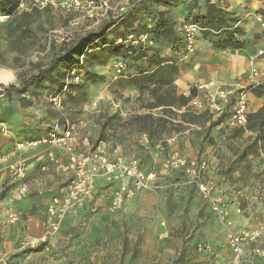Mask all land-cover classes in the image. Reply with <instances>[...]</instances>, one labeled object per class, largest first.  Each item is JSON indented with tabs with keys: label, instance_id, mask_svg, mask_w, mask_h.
I'll return each mask as SVG.
<instances>
[{
	"label": "rangeland",
	"instance_id": "374dc122",
	"mask_svg": "<svg viewBox=\"0 0 264 264\" xmlns=\"http://www.w3.org/2000/svg\"><path fill=\"white\" fill-rule=\"evenodd\" d=\"M26 1L29 2L30 0ZM108 1L115 4L119 0ZM211 1L218 7L224 10L227 9V0ZM19 12L22 13L23 11L19 10ZM159 12L163 13L165 17L175 23V28L182 37L180 31L181 26L183 23L189 22L188 20H192L199 14H204L205 2L204 0H179L173 6L163 7L157 5V0H153L148 3V9L140 7L132 15V18L136 19L133 25L128 26L127 23L120 24L117 28L118 32L114 35L109 34L107 39L114 40L115 44L118 45V39L124 38L127 33L141 31L151 32L150 34L152 37H155L154 29L157 21V14H159ZM40 14L39 24L42 25L44 32L42 34L37 33L36 37L40 39L39 44L33 49L25 51V53H23V51H13L4 39L7 27L12 20H7V23L4 25L0 24V66L14 75V79H11L12 83L8 84V86L15 85L16 87H20L24 79L37 74L39 68L46 67L49 64L52 58V51L36 63H28L27 58L31 53L44 49L47 34L51 29L67 26L71 18L61 11H51L49 9L47 11H41ZM236 19L237 22L233 24L234 32L239 28V22H241L239 21L241 20L240 16H237ZM106 33H108V31ZM236 37L238 39H244V41L246 40L243 32L237 34ZM216 40H218V37H211L201 32L198 36L196 45V50L198 49L197 53L204 44L206 47L214 49L213 42ZM25 42L30 43V40H26ZM153 49L154 52L159 53L161 56L170 60H175L183 71L190 67V59L185 60L183 58V50H179L177 54L173 53L171 45L165 38L156 36ZM113 59L114 58L111 60ZM120 60H123L127 67L131 65V62H128L126 58L116 59L114 65L111 67H99L95 61L94 64L96 65L91 67V71L97 77L94 76V79L89 77L88 81L85 83L83 87V93H85L84 99L82 100L78 95L75 100L67 99L66 101L68 113L75 122L76 130L79 134L77 139L78 145L81 150H89L94 147L93 144L95 143L100 129L99 123L102 121L99 116L102 114L101 109L106 104L108 108L106 112L103 113H109L108 115L117 114L122 117V121H115V125L112 127L116 129V137H128V135H132L131 139L125 140L128 145L127 148L123 145V149L127 150L128 156L149 161V166L152 165V168L159 170L162 163L168 161L171 151L170 147H165L162 144L157 145L155 149H147L142 145L140 138L139 143L141 146H139L134 142L136 141V135H133L136 128L135 122L131 124L130 121L132 115L148 114L151 111L147 108L145 109V107L147 104L154 101L153 97L147 93L145 96H142V100L140 101L138 100L140 96L138 90H125L120 92L116 89L114 81L119 76L116 72L115 64ZM41 92L43 91L37 93L29 89L25 91L24 97L34 100L37 105H42L49 110L50 103L48 102V96L51 92H44L43 94H41ZM258 92L264 93V87L259 89ZM177 93L181 94L179 91H177ZM253 94L256 95L255 92ZM13 98H15V96H13ZM95 102H98L97 106H94ZM93 112L98 113L92 114ZM152 112L155 117H159L163 113L161 109H155ZM178 116L180 115L178 114ZM178 116L173 117L174 122L172 123H174V125H180L181 128L178 129L176 126L170 127L172 131L166 134L164 138L168 139L176 136L177 139L173 146L178 145L179 151H182L184 155L207 161L210 169L209 174L215 183V188L223 197L229 209L233 226L235 216L249 215L250 220H259V227L264 229V184L262 182V177L259 176L264 170V153L261 157H248L247 162L251 165L250 170L244 173L237 172L228 179L224 177L223 171L225 167H227L228 161L233 158L229 150V139L232 136V129L234 127H231L226 122L217 124L218 122L214 120H207L199 124H190L182 122L181 118ZM113 130L114 129H112V131ZM92 132H94V135ZM249 136V134H246L244 139H247ZM87 143H89V145H87ZM156 157L157 166L155 167L154 159ZM162 185L163 188L160 190L145 191V193H150L152 197L149 204L140 206V208L146 211L145 216H125L123 212L125 211L126 205L115 215L122 216L121 227L124 229L126 237V240H123L122 251L114 247L112 249L108 247L107 242L112 240L110 237V226L103 227L102 231L98 234L96 233L94 236L93 234L87 236L86 231L79 234L78 231L71 229L64 234L65 236L62 239L64 243L60 248L50 247V241L36 247H30L29 245L22 246L21 249L17 251L14 250L15 253L12 251L1 263L75 264L78 262L79 264V257L81 255H86L81 251H86L88 253L103 252L109 256L128 257L131 259L129 264H215L219 261L216 255L220 250L225 251L229 260H232L233 253L228 248L226 233L213 213H211L207 203L201 195L195 189L190 190V188H186L183 185L182 177L178 174H175L171 179L164 180ZM129 206L130 208L137 209V206ZM7 219L8 216L5 221ZM143 219L145 221L148 220L149 224L156 228L158 241L169 247H172L174 245H172V242H175L179 247H176V250H174V248H172L173 250L167 248L168 251L165 250V252L158 253L157 258H148L143 253L142 249L146 229L145 224H140ZM246 219L248 218L246 217ZM214 221L217 223L215 228L221 231L219 234L218 231L209 229L210 223ZM162 222L166 223L168 232L167 236L161 239L159 237L162 231ZM250 228L253 229L254 227ZM75 238H83V241H93V245L90 247L91 244H89L85 246V248L80 243L76 245ZM26 239H23L24 242L29 241V239ZM203 243L210 245L211 249L206 250L201 248ZM262 243L261 245L264 248V237ZM247 256L254 258L257 264H264V260L253 257L250 251L247 253ZM143 257L145 260H143L142 263L135 262L136 259H141Z\"/></svg>",
	"mask_w": 264,
	"mask_h": 264
},
{
	"label": "built area",
	"instance_id": "2783aa9c",
	"mask_svg": "<svg viewBox=\"0 0 264 264\" xmlns=\"http://www.w3.org/2000/svg\"><path fill=\"white\" fill-rule=\"evenodd\" d=\"M143 1L119 0L113 4L108 0H30L29 2L21 0L19 10L31 12L49 9L61 11L71 17L67 26L51 29L48 32L44 49L31 53L27 62L36 63L47 56L53 47L69 46L79 37L97 32L111 18L117 22L122 21L137 4ZM254 16L259 27L264 30V9L256 12ZM7 18L0 17V22H5ZM180 31L184 42L183 58L188 60L196 51L198 36L202 29L196 23L186 22L183 23ZM117 44L142 51L154 47L153 39L146 32H129L124 38H119ZM90 48L87 47L78 64L65 71L63 88L49 99L56 118L45 128L44 133L20 141L16 145L20 151L45 148L47 160L51 164L63 167L70 174V182L62 197L53 199L47 208L45 235L25 241L23 246L36 247L46 243L53 234L59 232L62 222L71 210L83 209L93 199L99 179H103L106 185H116L109 205V210L115 213L122 210L125 203L138 194L162 189L164 180L171 179L179 173L183 185L195 189L201 195L225 231L228 248L233 253L232 260L227 264H257L254 258L247 256L249 251L253 257L264 260V248L261 245L264 229L262 227L234 229L229 209L215 188L206 160L187 157L179 150L172 149L168 161L162 168L145 171L138 158L125 157L120 152H111L104 143L89 150H81L77 142L79 134L75 122L66 107V95L73 85L82 82L85 75V57L91 52ZM263 56L264 49H261L256 57ZM115 69L118 76L122 75L125 73L126 63L123 60L116 62ZM2 72L8 71L0 66V73ZM11 83V79H0V91ZM263 87L264 71L253 65L239 83L227 84L224 81L203 80L191 85L182 95L190 99L185 108L188 111L196 115L208 113L215 119L223 118L231 127L245 128L250 114L248 96ZM97 105L98 102H95L94 106ZM176 139V136L166 139L170 149ZM140 141L146 146L149 144V137L143 134ZM27 167L26 160H18L10 168V176L14 184L10 189V199L13 203L23 200L30 190ZM46 169L45 165L42 166V170ZM20 219L21 213L14 211L9 213L7 221L9 225H16ZM162 226H165V223H162ZM162 236L166 237L167 233ZM201 248L211 249L206 243H203Z\"/></svg>",
	"mask_w": 264,
	"mask_h": 264
},
{
	"label": "trees",
	"instance_id": "16d2710c",
	"mask_svg": "<svg viewBox=\"0 0 264 264\" xmlns=\"http://www.w3.org/2000/svg\"><path fill=\"white\" fill-rule=\"evenodd\" d=\"M153 0H144L137 4L132 11L127 14L122 21L117 22L115 19H109L100 30L97 32H91L85 36L79 37L71 45L64 47H53L52 58L46 67L38 69L37 74L29 76L24 79L20 87L11 85L3 87L0 91V99H6L9 103L18 102L23 109L32 107L37 103L34 100L24 97L26 90L32 89L33 91L41 94L44 92H51L49 97L57 93L63 88V78L65 71L78 64L80 57L85 53L87 47H91V52L85 57L84 71L85 75L80 84L73 85L66 97L69 100L79 98L84 99L83 87L88 81V78L94 79L97 77L91 71V67H94L95 61L99 67H105L109 64L112 58L114 59H128L131 65L126 66L125 73L120 75L114 81L116 89L120 92L125 90H138L139 99L142 100V96L145 94L153 97V102L147 104L145 109L151 110L148 114H137L130 117L131 124L135 122L136 141L139 146V138L141 135L146 134L149 137V144L145 146L147 149H155L157 145H164L166 134L172 130L170 127L176 126L181 128L180 125H174L173 117L178 116L182 122L190 124H199L207 120H214L219 123L226 122L223 118L215 119L208 113H202L196 115L186 108L189 98L184 97L182 94L177 93L175 82L181 72L180 65L175 60L167 59L161 56L159 53L154 52V47L142 51L141 49L126 48L122 45H116L114 40L107 39V36L114 35L118 32L117 28L120 24L127 23L128 26L133 25L136 22L132 15L140 8L144 7L148 9V3ZM179 0H157V5L163 7H170L176 4ZM21 0H0V17H8L7 20H12L5 32V41L9 44L13 51H28L33 49L39 44L40 39H37V33L42 34L44 29L39 24L40 13L39 10H33L31 12L23 11L19 12ZM205 13L199 14L189 22L198 24L204 34H208L211 37H218V40L213 42L214 49L218 50H241L246 46V41L238 39L237 34L241 32L239 28L234 32L233 24L237 22L234 14H231L221 7H218L211 0H204ZM48 10V9H47ZM46 10V11H47ZM0 22V24L7 23ZM35 26V28H34ZM108 31V33H106ZM146 32L151 35V32ZM154 33L157 37L165 38L171 45L173 53L177 54L179 50H183L184 42L179 31L175 28V23L164 16L163 13L157 14V21L154 29ZM155 36V37H156ZM155 37L151 38L153 41ZM26 40H30V43H26ZM130 66V67H129ZM103 78V77H101ZM52 89V90H50ZM45 90V91H44ZM257 97H263V92L255 91ZM15 96V98H13ZM108 105L105 104L101 109L102 121L99 123V132L95 139L94 147L101 143L106 144L111 152H120L125 157L128 156L126 149H123V145L127 148L126 139H131L132 135L128 137H116V129L112 128L115 125V121H122L121 115H108L106 112ZM161 109L163 113L159 117L153 115V110ZM185 109V110H184ZM48 114V120L51 123L56 114L53 110L46 109ZM72 119V118H71ZM49 123V124H50ZM48 124V125H49ZM112 129H114L112 131ZM39 131V130H36ZM41 131H39L40 133ZM128 134V133H126ZM249 134L247 139L244 136ZM37 137V136H36ZM35 138V137H33ZM32 139V137H26L25 140ZM229 150L233 155V158L228 161L227 167L223 171V175L226 178H231L235 173H244L250 170L251 165L247 162V158L250 156L261 157L264 153V105L256 113H250L248 115L247 125L245 128H233L232 136L229 139ZM131 142V141H130ZM93 147V148H94ZM141 167L145 171L152 170V165L149 166V161L139 159ZM180 175L176 173V175ZM262 177L264 184V170L259 174ZM11 187H7L0 193V200L4 199L6 193ZM190 190H194L190 188ZM126 240V237H125Z\"/></svg>",
	"mask_w": 264,
	"mask_h": 264
},
{
	"label": "crops",
	"instance_id": "0c3cea01",
	"mask_svg": "<svg viewBox=\"0 0 264 264\" xmlns=\"http://www.w3.org/2000/svg\"><path fill=\"white\" fill-rule=\"evenodd\" d=\"M226 8V11L234 14L235 17L240 16L239 29L245 34V48L222 51L208 48L205 44L202 45L199 52L197 53V49L190 57V67L185 71L181 70L175 83L179 93H184L191 85L203 80H218L227 84L239 83L253 65L264 71V56L256 57L257 52L264 49V30L259 27L254 16L256 12L264 9V0H227ZM115 60L109 61L105 67L114 65ZM248 100L250 113H256L264 105V96L257 97L250 94ZM94 113L98 112L92 114ZM46 117L48 114L42 105L36 106L35 104L23 109L18 102L9 103L6 99H0V193L3 189L12 188L14 185L10 176V168L18 160L27 161V181L30 186L26 197L19 202L11 201V190L7 192L4 199L0 200V264H3L1 263L3 259H6L12 251L15 253L14 250L21 249L26 238L30 240L45 235L47 208L53 199L62 197L70 182V174L63 167L51 164L47 160L45 148L24 151L16 148L17 143L25 140L26 137L33 138L45 132V128L50 123ZM172 149L179 150V146H173ZM180 152L183 154L182 151ZM165 164L166 161L162 163L161 168ZM44 165L47 167L46 170H42ZM154 166H157V157L154 159ZM115 188L116 185H106L103 179H99L93 199L88 202L85 208L74 209L67 214L59 232L49 238V246L60 248L64 243L62 241L64 234L71 229L78 231L79 234L86 231L87 236L92 234L94 236L96 233H100L103 227L110 226L112 240L107 242L108 247L122 251L125 239L124 229L121 227L122 216H115L118 212L114 213L109 210ZM151 199L150 193L138 194L125 203L126 208L123 214L127 217L145 216L146 211L140 206L149 204ZM129 205L137 206V209L130 208ZM14 211L21 213V219L16 225H8L5 219L10 212ZM249 217V215L235 216L234 229L259 228V220H250ZM162 223L159 237L161 239L164 237L162 235L168 232L166 223L165 226H162ZM140 224H145L146 227L142 249L148 258H157L158 253L165 252L167 248L176 250V247H179L175 242H172L174 245L169 247L158 241L156 228L149 224L148 220L143 219ZM215 226L217 223L211 222L209 229L218 231V234L221 233ZM74 240L76 245L80 243L84 248L89 244H91L90 247L93 245V241H83V238ZM81 252L86 255L79 257V264H129L131 260L123 256H109L103 252H95L96 254ZM216 256L221 264L231 261L225 251H218ZM143 260H145L144 257L136 259L135 262L142 263Z\"/></svg>",
	"mask_w": 264,
	"mask_h": 264
},
{
	"label": "bare ground",
	"instance_id": "6f19581e",
	"mask_svg": "<svg viewBox=\"0 0 264 264\" xmlns=\"http://www.w3.org/2000/svg\"><path fill=\"white\" fill-rule=\"evenodd\" d=\"M0 79H2V80L14 79V75H12L9 72H2V73H0Z\"/></svg>",
	"mask_w": 264,
	"mask_h": 264
}]
</instances>
